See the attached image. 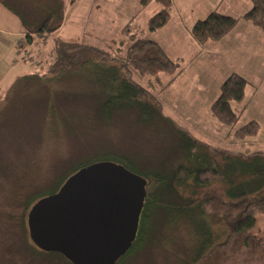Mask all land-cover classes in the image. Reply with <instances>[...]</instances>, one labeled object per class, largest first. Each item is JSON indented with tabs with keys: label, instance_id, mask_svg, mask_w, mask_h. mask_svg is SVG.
Wrapping results in <instances>:
<instances>
[{
	"label": "rangeland",
	"instance_id": "374dc122",
	"mask_svg": "<svg viewBox=\"0 0 264 264\" xmlns=\"http://www.w3.org/2000/svg\"><path fill=\"white\" fill-rule=\"evenodd\" d=\"M148 4L142 9L141 0H0V264H69L58 258H33L21 215L33 197L53 191L80 162L102 156L129 157L136 169L150 176V183H156L157 177L178 175L183 164L191 170L199 167H195L200 163L193 147L189 149L191 163L182 160L181 137L184 141L186 137L189 145L200 140L226 149L234 161L241 160L236 153L264 152V33L242 19L228 36L199 46L187 28L214 9L240 17L252 8L251 0H174L169 23L153 33L147 28L148 22L160 10V4ZM60 6L63 14L53 22L61 18V27L37 35L35 29ZM131 21L173 59L180 57L184 72L177 77L160 74L159 79L149 75L141 79L134 74L137 82L157 96L162 118L117 108L113 113L121 111L122 115L115 114L107 123L108 114L102 112L99 101L103 78L97 73L98 66L79 74L72 71L56 76L51 73L52 51L62 39L126 54L131 43L122 30ZM32 36L30 43L28 37ZM115 39L121 43H112ZM99 67L101 72L109 68L104 64ZM234 72L246 77L253 88H248V106L231 129L217 120L211 106L227 75ZM90 73L99 80L89 78ZM233 105L237 108L236 103ZM252 121L258 122V133L238 142L234 131ZM228 157L211 155L213 160ZM241 168L236 165L230 171ZM150 183L147 192L154 195L156 184ZM190 186L183 190L185 200L194 198L197 188L193 183ZM214 188L211 191L217 192ZM218 190L216 194L224 193L221 185ZM162 217L168 216L162 213ZM195 217L196 221L206 219L199 214ZM206 223L203 232L209 227L218 229L207 219ZM195 230L189 223L162 220L145 246H138L130 257L120 261L194 264L199 244ZM245 239V235L235 237L227 247L198 264H264V247Z\"/></svg>",
	"mask_w": 264,
	"mask_h": 264
},
{
	"label": "trees",
	"instance_id": "16d2710c",
	"mask_svg": "<svg viewBox=\"0 0 264 264\" xmlns=\"http://www.w3.org/2000/svg\"><path fill=\"white\" fill-rule=\"evenodd\" d=\"M151 1H157L160 4V10L148 22L147 28L153 33L166 27L169 23L171 19L170 10L174 0H141V8L149 5L148 3ZM251 2L252 8L240 17L226 15L220 13L218 9H214L204 19L198 20L189 28L190 37L199 46L217 42L228 36L242 19L249 20L248 23L264 33V0H251ZM56 12V14H50L47 20L43 21L36 29L34 28L37 35L50 34L61 27V18L56 22L53 21L58 19L57 17H61L63 6H60ZM122 34L131 43L127 52L125 51L126 54L120 50H106L86 43L67 42L59 39L52 51L51 57L54 60L51 63V73L56 76L72 71L79 74L83 71H91L92 65L98 66L97 73L100 72V79L103 78L101 81L103 92L99 94L101 99L99 101L102 104V112L108 114V120L104 122L108 123L115 114L119 115L121 111L113 113V110L117 108H126L147 115L151 113V117L155 115L161 117L157 96L151 94L148 89L137 82L134 79V74H137L139 78L142 77L141 79L148 75L159 79L160 74L177 77L184 72L185 66L180 57L179 60L173 59L169 52H166L158 42L150 39L144 29L135 22H128L124 26ZM28 38L30 43L34 40L33 36L32 39ZM112 43L119 45L121 41L115 39ZM102 64L109 66V68L101 72L99 65ZM90 76H95L97 81L99 80L95 73H90L89 78ZM227 78L211 109L218 121L233 129L248 106V102H246L248 88L253 87L246 77L237 72ZM98 91L100 90L98 89ZM107 94L109 97L104 103ZM234 103H236L237 108L234 107ZM137 112L135 113L138 118L146 121ZM169 121L172 122V120ZM258 130V122L252 121L236 129L234 133L238 142L243 143L254 137ZM241 134L242 136L239 138L238 135ZM180 140L184 145L181 153L184 156L182 160H189L191 163L189 149L191 147L197 149L196 152L199 156L197 161L200 165L195 167L199 166L198 168L191 170V166L183 164L178 175L175 174L170 179L157 177L155 178L156 183H150V176L136 169L133 165L136 163H133L129 157L102 156L103 159L94 157L80 162L77 168L72 169L53 191L33 197L26 205L22 217L17 214L18 217H21V226L28 240L27 244H30L29 247L33 251V258L34 256H42L48 259L53 258L52 261L54 258H58L72 264L63 255L44 253L33 244L27 225L28 213L38 201L57 193L65 182L79 170L104 161L121 164L147 179L151 185L156 184L152 190V192L155 191L154 195L150 194V191L147 192L137 239L125 255L126 258L130 257L138 246L147 244L148 236L157 233L155 228L162 223V220L169 223H189L194 230L197 227L195 232L198 235L199 244L198 255L194 259V264L202 262L216 250L227 247L235 237L241 235L246 236L245 241L247 243L264 247V152L236 153V158L241 160L234 161L232 155L230 156L231 152L226 149L205 145L200 140L189 145V140L186 137L185 141L182 137ZM198 150L200 151L198 152ZM202 150L206 152L204 153ZM212 154H227L229 157L213 160ZM236 165L243 168L230 171ZM191 183L197 188L193 193L194 198L190 197L191 200H185L183 195L185 187L191 189ZM218 185L222 186L224 193L216 194L220 192ZM213 186H216L214 189L217 192L211 191ZM176 197L180 198L177 199ZM162 213L168 217L164 219ZM15 214L16 212H13V216ZM196 214H199L200 217H206L218 229L209 227L207 231L203 232V225L208 226L206 219L196 221ZM158 216L163 219L160 220ZM222 231L226 232L222 234ZM125 257H122V260ZM122 260L119 264H123L124 261Z\"/></svg>",
	"mask_w": 264,
	"mask_h": 264
},
{
	"label": "water",
	"instance_id": "95a60500",
	"mask_svg": "<svg viewBox=\"0 0 264 264\" xmlns=\"http://www.w3.org/2000/svg\"><path fill=\"white\" fill-rule=\"evenodd\" d=\"M148 184L111 161L82 168L31 208L30 239L72 264H116L137 239Z\"/></svg>",
	"mask_w": 264,
	"mask_h": 264
},
{
	"label": "crops",
	"instance_id": "0c3cea01",
	"mask_svg": "<svg viewBox=\"0 0 264 264\" xmlns=\"http://www.w3.org/2000/svg\"><path fill=\"white\" fill-rule=\"evenodd\" d=\"M240 25V24H239ZM251 25V24H250ZM191 26H189V27H187L188 28V31H190L189 30V28H190ZM238 28V27H237ZM236 30V29H235ZM251 30H253V29H251ZM258 30V29H257ZM258 31H260V30H258ZM236 34H237V32H235L234 33V38L236 39V40H238L237 38H236ZM229 39H231V37L229 38ZM225 48H227V47H225ZM231 48L233 49L234 47L233 46H231ZM229 74V73H228ZM242 75V74H241ZM227 76H229V75H227Z\"/></svg>",
	"mask_w": 264,
	"mask_h": 264
},
{
	"label": "bare ground",
	"instance_id": "6f19581e",
	"mask_svg": "<svg viewBox=\"0 0 264 264\" xmlns=\"http://www.w3.org/2000/svg\"><path fill=\"white\" fill-rule=\"evenodd\" d=\"M84 168H85V167H84ZM72 176H73V175H72ZM72 176H71V177H72ZM71 177H70V178H71ZM119 261H120V260H118V261L116 262V264H119Z\"/></svg>",
	"mask_w": 264,
	"mask_h": 264
}]
</instances>
